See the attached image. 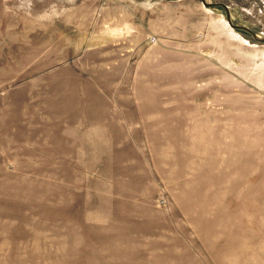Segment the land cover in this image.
I'll return each instance as SVG.
<instances>
[{"label": "rangeland", "instance_id": "obj_1", "mask_svg": "<svg viewBox=\"0 0 264 264\" xmlns=\"http://www.w3.org/2000/svg\"><path fill=\"white\" fill-rule=\"evenodd\" d=\"M0 264H264V0H0Z\"/></svg>", "mask_w": 264, "mask_h": 264}, {"label": "bare ground", "instance_id": "obj_2", "mask_svg": "<svg viewBox=\"0 0 264 264\" xmlns=\"http://www.w3.org/2000/svg\"><path fill=\"white\" fill-rule=\"evenodd\" d=\"M232 27V26H231Z\"/></svg>", "mask_w": 264, "mask_h": 264}]
</instances>
